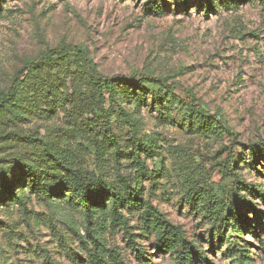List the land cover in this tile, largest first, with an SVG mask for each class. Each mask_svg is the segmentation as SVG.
Returning a JSON list of instances; mask_svg holds the SVG:
<instances>
[{"label":"rangeland","instance_id":"obj_1","mask_svg":"<svg viewBox=\"0 0 264 264\" xmlns=\"http://www.w3.org/2000/svg\"><path fill=\"white\" fill-rule=\"evenodd\" d=\"M167 2L158 16L148 0H2L0 91L26 61L72 43L87 47L99 70L111 77L151 72L177 80L178 95L192 90L206 110L225 118L235 136L196 137L156 110L134 109L143 121L140 134L159 146L153 159L140 155L154 174L140 177L136 160L128 156L129 126L114 125L120 147L106 143L101 152L94 139L83 136L78 125H67L63 112H57L45 119L29 117L20 125H0V136L12 132L6 142L0 140V159L37 158L47 140L84 172L101 174L119 189L135 186L138 177L145 200L180 225L189 240L203 245L208 264H230L227 247L219 248L212 235L213 222L191 204L192 193L223 183L219 163L234 146L241 180L261 185L264 194V159L258 162L259 172L241 163L249 157L248 145L264 142V5L243 0L206 13V4L198 9L197 2L181 7ZM23 190L24 205H0V264H88L91 254L111 264L116 255L123 264H179L159 249L136 212H123L129 234L109 211L87 224L82 210L66 198L46 199L29 187ZM253 202L264 213V201ZM246 238L255 264H264V229H247ZM138 248L146 251V259ZM194 264L207 263L199 259Z\"/></svg>","mask_w":264,"mask_h":264},{"label":"trees","instance_id":"obj_2","mask_svg":"<svg viewBox=\"0 0 264 264\" xmlns=\"http://www.w3.org/2000/svg\"><path fill=\"white\" fill-rule=\"evenodd\" d=\"M242 1L174 0V4L181 7V4L197 2L198 9L206 4L204 12L209 13L219 5L231 7ZM259 1L264 5V0ZM148 3L158 16L168 8L167 0H148ZM2 6L0 0V9ZM178 84L177 80L151 72L111 77L99 70L87 47L65 43L48 48L26 61L12 77L7 89L0 91V125H20L29 117L43 119L63 112L67 125H78L77 130L94 139L101 152L106 143L116 149L120 147L114 125H127L131 128L125 139L131 147L128 156L136 160L140 177L153 176V171L149 172L147 165L139 159L142 153L155 158L159 146L153 138L140 134L143 121L134 109L148 107L156 110L167 120L179 122L182 129L196 137L223 140L225 136H235L225 118L206 110L192 90H187L184 97L178 95ZM8 133L12 132L1 135L0 140L6 142ZM248 148L249 157L247 161L242 157L241 163L259 172L257 165L264 159V142L248 145ZM219 164L223 183L194 190L191 204L200 207L204 217L213 222L212 235L218 238L219 248L227 247L230 264H255L246 230L257 233L258 229H264V213L253 202L256 198L264 201L262 186L241 180L238 173L241 166L237 164L234 146L229 149L227 160ZM25 186L31 193L41 194L46 199L66 198L75 208L82 210L87 224L93 222L96 214L105 215L109 211L129 233L131 226L123 212H136L138 220L154 234L159 249L174 255L179 264H194L199 259L211 263L201 243L189 240L180 225L171 223L145 200L138 177L135 186L125 184L124 189H119L101 174L84 172L68 154L59 150L57 145H49L46 140L42 141L37 158L16 157L8 163H0V205L15 201L24 205L26 197L22 189ZM131 243L137 246L136 240ZM99 251L104 253V249ZM137 251L146 259V251L139 248ZM115 259L116 264H123L120 255ZM88 264L111 263L91 254Z\"/></svg>","mask_w":264,"mask_h":264}]
</instances>
